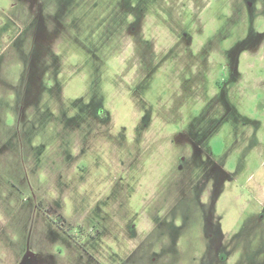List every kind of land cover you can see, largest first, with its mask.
<instances>
[{"label":"rangeland","instance_id":"374dc122","mask_svg":"<svg viewBox=\"0 0 264 264\" xmlns=\"http://www.w3.org/2000/svg\"><path fill=\"white\" fill-rule=\"evenodd\" d=\"M0 264H264V0H0Z\"/></svg>","mask_w":264,"mask_h":264},{"label":"flooded vegetation","instance_id":"af4514ba","mask_svg":"<svg viewBox=\"0 0 264 264\" xmlns=\"http://www.w3.org/2000/svg\"><path fill=\"white\" fill-rule=\"evenodd\" d=\"M130 27H131V26H130ZM131 29H134V27L132 26ZM184 35H186V34H184Z\"/></svg>","mask_w":264,"mask_h":264}]
</instances>
